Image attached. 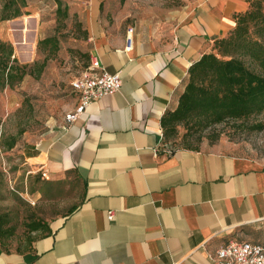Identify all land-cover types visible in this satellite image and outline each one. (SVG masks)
I'll return each mask as SVG.
<instances>
[{
    "label": "crops",
    "instance_id": "0c3cea01",
    "mask_svg": "<svg viewBox=\"0 0 264 264\" xmlns=\"http://www.w3.org/2000/svg\"><path fill=\"white\" fill-rule=\"evenodd\" d=\"M252 1L188 0L163 30L133 26L131 42L91 1V58L120 72L121 89L28 146L32 168L75 174L83 195L28 250L0 249V264H219L231 240L264 246V161L218 145L172 146L162 125L191 66Z\"/></svg>",
    "mask_w": 264,
    "mask_h": 264
},
{
    "label": "rangeland",
    "instance_id": "374dc122",
    "mask_svg": "<svg viewBox=\"0 0 264 264\" xmlns=\"http://www.w3.org/2000/svg\"><path fill=\"white\" fill-rule=\"evenodd\" d=\"M0 39L11 42L19 65L28 73L12 86L0 88V221L7 230L0 249L18 251L47 232L31 231L34 222L52 226L81 201L83 189L75 174L53 179L31 167L28 146L52 138L77 101L71 82L90 63L87 29L92 0H61L68 15L57 14L58 0H27L23 13L2 19ZM188 0H100V15L112 23L163 30ZM46 37L55 41L40 45ZM56 43V46L54 45ZM46 60L41 72L31 66ZM248 62L249 60L246 59ZM264 111L243 120H228L186 135L180 126L168 139L172 146L218 145L264 161ZM14 142L15 145L10 147Z\"/></svg>",
    "mask_w": 264,
    "mask_h": 264
},
{
    "label": "trees",
    "instance_id": "16d2710c",
    "mask_svg": "<svg viewBox=\"0 0 264 264\" xmlns=\"http://www.w3.org/2000/svg\"><path fill=\"white\" fill-rule=\"evenodd\" d=\"M57 2V14L66 17L68 8L63 7L61 0ZM26 5L27 0H6L2 19L20 16ZM54 41V37H46L40 45ZM214 48L215 52L204 54L191 66L178 106L163 116L167 141L180 126L188 135L195 130L203 131L228 120L247 119L264 111V0H253L249 9L237 16L230 34L215 41ZM14 52L11 42L0 39V88L12 86L28 73L29 64L19 65L13 57ZM45 65L46 60L41 64L36 61L31 67L38 66L41 72ZM256 128L262 130L264 125L257 124ZM14 145L12 142L10 147ZM40 230L49 232L50 227L45 222H34L31 231ZM6 233L4 223L0 221V240ZM31 246L18 251L28 250Z\"/></svg>",
    "mask_w": 264,
    "mask_h": 264
},
{
    "label": "built area",
    "instance_id": "2783aa9c",
    "mask_svg": "<svg viewBox=\"0 0 264 264\" xmlns=\"http://www.w3.org/2000/svg\"><path fill=\"white\" fill-rule=\"evenodd\" d=\"M134 27L127 30V40L132 41ZM78 97V103L66 114L67 122L76 121L87 109L89 104L106 94L119 91L122 86L120 72L111 73L102 67L97 58L71 82ZM45 174V173H44ZM46 175V174H45ZM113 211L109 217H113ZM216 259L219 264H264V246L248 241L231 240L217 250Z\"/></svg>",
    "mask_w": 264,
    "mask_h": 264
}]
</instances>
